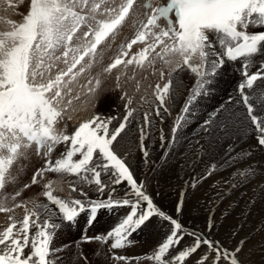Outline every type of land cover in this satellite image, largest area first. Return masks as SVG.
Instances as JSON below:
<instances>
[{
    "label": "snow or ice",
    "instance_id": "snow-or-ice-1",
    "mask_svg": "<svg viewBox=\"0 0 264 264\" xmlns=\"http://www.w3.org/2000/svg\"><path fill=\"white\" fill-rule=\"evenodd\" d=\"M134 15L142 18L136 21ZM129 21L133 23L134 38L120 45L118 55L102 69L103 73L110 74L123 67L126 74L132 67L134 78L136 69L150 68L155 72L157 61L169 67L168 82L155 87L159 102L155 116L168 111L166 104L174 72L186 68L196 77L195 87L173 126V142L176 133L188 123L194 101L211 91L218 69L226 61H240L242 80L238 85V102L246 110L242 124L246 132L254 133L258 145L264 147V115L254 107L258 105L264 112V90H256L258 82L264 86V62L257 65L256 71H249L255 58L264 56V30L249 31L264 28V0H167L156 6L153 0H30L29 11L22 21L9 20L10 29L0 31V190L6 187L14 163L35 145L37 152L46 149L44 154L49 159L44 168L34 173L30 184L15 192L13 201L24 189L38 184L47 172L77 177L81 185L89 186V190L94 186L100 197L106 192L107 196L90 199L88 192L80 188L82 199L66 200L54 194L49 181L42 193L47 203L32 201V207L28 208L21 202L9 207L8 198H0V213L24 209L22 218L8 215L9 223L0 231V264H55L50 256L59 249L51 245L63 223L74 224L86 214L87 223L92 224L99 212L120 208L130 210L105 235L84 239L105 243L111 239L112 249L124 248L133 233L159 216L169 222L170 233L146 259L156 264H187L189 258L206 246L208 251L195 264H220L222 256L230 264H239L236 258L239 247L230 252L203 234L185 233L177 219L160 211L143 190V183L138 184L128 164L117 154L118 138L136 112L126 93L121 97L127 98L122 119L96 115L80 123L71 135L57 131L56 125L64 111L80 99V94L73 95V85L102 63L103 46ZM135 45L141 47L133 52ZM60 64L65 67L54 72ZM164 74L160 69L161 78ZM116 79L119 88L120 77ZM100 85L101 80L95 77L81 87L87 89L86 94H94ZM246 90H251L252 95ZM218 111L200 125L209 137L206 145H200L202 149L211 151L214 143L233 135L230 126L233 122L227 117L215 119ZM113 120L117 121L116 125ZM143 121L150 122L147 112ZM143 138L141 129L142 141ZM58 145H64L66 151L53 161L50 155ZM144 156H148L146 149ZM236 160L230 151L221 166L234 167ZM215 170L216 165H211L208 174ZM237 175L247 179L252 170L237 169L233 176ZM121 184L131 188L134 201L127 191L124 198H116L115 186ZM71 191L76 192L77 187L72 185ZM181 207L182 201L177 211ZM189 236L192 243L178 247ZM114 259L126 261L128 258L115 256Z\"/></svg>",
    "mask_w": 264,
    "mask_h": 264
},
{
    "label": "bare ground",
    "instance_id": "bare-ground-1",
    "mask_svg": "<svg viewBox=\"0 0 264 264\" xmlns=\"http://www.w3.org/2000/svg\"><path fill=\"white\" fill-rule=\"evenodd\" d=\"M22 8L23 6L21 5L19 6V8H13L9 10L8 8H4L1 6L3 18L7 16L8 18L4 19L3 21L0 17V31H5L10 29V25L7 23V21L11 20L17 22L18 13L22 11ZM26 8L28 9V7H24L23 10H25ZM10 11H12V13ZM140 17H141L140 15H134L133 19L138 21L139 19H141ZM253 29L254 31L263 30V28L262 29L253 28ZM133 30H134L133 23L132 21H129L127 24L122 26L118 35L119 36L128 35L132 33ZM113 45L114 44H111L110 42L106 43L105 51L110 53ZM140 47L141 45H135L133 51H136ZM100 57H102V63H103L106 60V56L104 57V53L102 51L100 53ZM176 59H179V57H177ZM261 62H264V56H257L249 71H256L257 65H259ZM102 63L96 64L93 68L90 69V71L84 74L83 80L85 78L84 76H88V74L90 76V74H92L91 71L93 70L99 71L100 70L99 68L101 67L100 65ZM155 66H156L155 68H158L159 70L154 75V77L157 76V78L159 79V85L162 87L163 84L167 83L170 78L167 77L170 68L163 66L161 62H157ZM229 66L230 68H227ZM226 68H227L226 75L229 77H227L224 74V72L222 73V71H225ZM160 69H163L165 73L163 78H161L160 76ZM119 70L120 69L118 68L112 72H118ZM229 70L232 71L231 73L232 75H229ZM185 71H187L186 68L182 70H177L172 74L170 98L168 99L166 104L169 110L166 113L162 112L161 116H155L154 114L155 109L159 103L155 99V88H152L151 91H148L149 86H146L145 89L143 90L144 93H142V95L134 94L131 92V90L129 92L127 91V97L131 96L130 98L132 99L131 107L136 109L137 106L138 112H145V113L147 112L149 114L150 122L145 123L141 118L143 117V114L140 113L139 115L141 117H139L137 115V109H136V112L134 114L135 118L132 119L131 122L126 127L130 129V133L127 134L124 131L121 134V138H118L119 144H121L123 149H126L127 151V161L129 163L128 166L130 167V170L132 171L134 177L137 179L138 184L142 182L143 190L146 192V194H148L151 198L158 200L162 208L168 210L166 215L171 214L170 216L172 217L174 216V212L173 211L172 213L170 212V209L172 210L174 208L172 205L174 202V198H185V199L187 198L184 204V208L187 205L191 204V208H190L191 226L188 225V227L194 228L197 233L203 232L207 239L218 241L219 244L222 246V248L227 249L230 252H234L236 248L242 247V244L238 242L239 239L242 237L241 236L242 232L240 233V231H237V233H235L232 230L238 226L241 229L244 227L240 226L239 220L236 226L233 225L229 227L227 223L229 222L230 218H227L224 221L225 216L224 217L221 216V213L219 215L218 214L214 215L215 213L214 211L217 208V204L211 205V203L214 204V202L210 203V199L216 198L213 197V195L217 193L218 190H214L212 186L219 185L223 188L225 187V192L227 191L229 193L232 190L231 192L232 193L234 192L233 196L234 198H236L235 201L233 200L234 201L233 205L235 207L233 205L232 206L234 207L233 209L237 211L240 210V205L244 202L245 199L254 198L252 199L253 201H251L250 204L246 205L247 210L245 209L246 210L245 213H243L244 211L240 212L241 213L240 215H242L240 218V222L241 221L250 222L251 220L254 219L256 220V224H258L257 228H259L260 226L262 227L264 225V147L258 145L257 140L254 138V133L251 130L246 132L245 127L242 124L246 110L243 104L238 102L240 100L238 85L242 80L241 62H235V63L226 62L220 69H218V72L214 77V83L212 85L211 91H209L205 95L198 97L197 100L194 101L192 113L189 116L188 123L184 125V127H182L176 133L175 141L173 142L172 129L175 124L176 118L177 116L182 114V109L184 107V104L187 101L188 96L191 94L192 89L195 87V83H196V77L193 73L185 74L183 77H181L182 73ZM148 74L150 75V73ZM151 79L154 78H152L151 76ZM85 82L86 81H84V83L80 85L81 86L86 85L87 82L86 83ZM80 85H79V89L74 88L73 91V95L80 94V99L74 100L72 105H70L64 111L62 117L60 118V120L56 125L57 131H63L66 134L71 135L74 132V130L79 126L80 123L87 121L93 117L92 108L94 101L96 100L95 99L96 93L86 94L87 89L81 87ZM229 90L232 91V97L234 99H229V102H227L228 97L226 96L225 91H229ZM256 90L258 92L262 91L264 90V86H261L258 82ZM246 91L249 93V95H252L251 90H246ZM123 103L124 102H122V104ZM254 107H256L257 113L264 115V112L260 111L258 105L254 104ZM217 110L219 111L217 112V117H215V119L222 120L225 117H227L229 121L233 122L230 125L233 131V135L230 138H224L220 140L218 144L214 143L211 151L207 150L206 148L202 149L200 145H206L209 137L205 132L201 130L200 125H202L204 120H207L209 118V115L211 113ZM124 114H122V117ZM113 124L116 125L117 121L113 120ZM141 129L144 130L143 141L141 140ZM110 130H111V125H110ZM161 136H163V139H161ZM230 145L231 148H229ZM63 147L66 148L65 146ZM33 148H34V152L31 147L24 153V155L17 162L14 163L13 167L10 170V176L8 182L6 183V187L4 188L6 191L8 190L10 191V189H12L11 187H13L14 189V186L17 183L23 181L24 175L19 172V170L21 169H25L28 171L29 173L28 181H31L30 180L31 173L33 172L35 166L37 165V162L35 163V159L37 160V158L35 156L36 153H35L34 145ZM118 148L119 147L117 146L116 147V151H118L117 154L122 156V152H120ZM144 149H146L148 152L147 157L144 156ZM44 151H41L39 158L45 157ZM230 151L233 156L237 157L235 166L234 167H230L228 165L221 166V161L224 160L225 155ZM57 153H58V147H56L53 154L50 155L51 159L57 158L58 155ZM213 164L216 165V170L212 172L211 175H209L208 172L210 171L211 165ZM237 169H239L240 171L251 169L252 175H250L247 179H242L238 175L234 177L233 173L236 172ZM49 176L52 175L45 174L43 179H40L39 182L42 180L43 182L46 181V183L51 181L52 188L57 189L59 187L58 185L60 181L62 180L61 177H60L61 180L59 181L56 179L52 181V179H48ZM102 179L106 180L107 178L102 176ZM12 181L13 184H10L9 182ZM25 183H29V182H25ZM191 184L198 185L197 189L192 193L189 192L191 188ZM36 185H32V188L28 191H23V194L12 203L16 204V203L24 202L25 204H27L28 208H31L32 201L43 202V200L41 199L44 197L42 195L43 192L38 195L39 197L34 194L35 192L34 187L37 188ZM64 185L67 184L65 183ZM233 185H235V187H233ZM206 186H211V187L206 188ZM85 187H89V186L86 185ZM115 187L117 189L115 193L116 198L124 197L125 191L128 192V195L131 192V188L125 184L116 185ZM253 187H255L256 189L255 188L252 189ZM93 189H95V187ZM31 190H33V192H31ZM64 190L67 189L65 188L63 190H58V192L59 191L64 192ZM85 190L89 191L88 188H86ZM245 191L248 192V195L247 197L245 195L242 197L241 195H243ZM29 194L30 196H28ZM94 196L95 198H106L107 192L105 193L104 197H100L99 193L95 191ZM225 197L226 195L223 198ZM217 199L218 200L220 199L219 196ZM103 211L99 212L95 222L99 221L100 215L102 216V214H106L105 218H109V219L104 221L105 227L113 226L111 222L113 223L114 219L112 220V218L121 219L124 217V216L118 217L117 215L116 217H112L114 211L117 212L118 209H115L114 211L111 212H107L106 210ZM238 213L239 211L237 212V214ZM8 215H13L15 218H22L24 215V209L14 208V211L11 214L0 213V231H2L3 228L6 227L7 224L9 223L7 219ZM213 216H215L216 218L214 220L215 223L209 228L208 222ZM84 217L87 218V215L85 214ZM236 217H238V215ZM58 221L59 220H57V222ZM203 221H206L207 223L204 224L202 223ZM114 222L116 223V221ZM218 222L220 223L219 228L217 226ZM150 223H151V225H149L150 231L154 229V235L148 233L150 235V238L152 240L153 239L163 240L164 239L163 236L166 235L164 232H162L163 224L165 225L166 221L163 218L159 217L158 219L152 218ZM78 225H81V223H79ZM247 225L248 224H246V226ZM145 227H147V225ZM62 228H63L62 230L56 231L54 241L57 243V246L54 248L60 247L63 251H60L61 253L54 252L51 256L52 260L55 261L56 263L58 262L57 261L58 257L54 258V256L59 255L60 264L63 255L67 256L73 250V248L68 247L65 244V242H63V244H61L60 242H62L68 237L75 239L74 241L77 242L76 237L79 235V233H81L78 227L71 228L67 223H63ZM64 232L65 234H63ZM61 236H64L63 240L62 239L59 240ZM191 242H192L191 237L190 236L186 237L182 241V245L178 247L189 245ZM259 242L260 241L256 243ZM85 244L86 243L80 244L79 247L80 250L78 251L76 256L71 257L70 255H68L70 264L71 263L82 264L83 262L82 259L85 258V254H84L86 253L85 249L90 246L89 244L87 245ZM129 250H131V248ZM94 254H95L94 252L91 253L92 256ZM65 264H67V262Z\"/></svg>",
    "mask_w": 264,
    "mask_h": 264
},
{
    "label": "rangeland",
    "instance_id": "rangeland-1",
    "mask_svg": "<svg viewBox=\"0 0 264 264\" xmlns=\"http://www.w3.org/2000/svg\"><path fill=\"white\" fill-rule=\"evenodd\" d=\"M21 5L23 6V8L24 7H28V9L26 8L25 10H23V8H22V11L18 13L17 22L22 21L23 15H26L27 14V11H29L30 0H0V17H1V19L4 21V19L8 18V16L5 17L6 15L4 16L5 18H3V15H2L3 13H2L1 6L4 7V8H8L9 10H11L13 8H19V6H21ZM10 12L12 13V11H10ZM250 30L251 31H254L253 28L250 29ZM263 30H264V28H263ZM157 62H159V61H157ZM60 68H64V65L63 64H60L59 67H58V69H54V72L57 71V70H59ZM227 68H230V66L227 67ZM227 68L225 69V71H222V73L224 72L225 75H226ZM158 70H159L158 68H155V72H154L153 69H151V71H150V68L149 69H145V70L136 69L135 70L134 78H132L133 77L132 76L133 75V68L132 67H129L126 70V74L124 72L125 71L124 68H123V71H122V68H121L118 71L119 73L118 72H112L111 74H106V73H100V74L98 73L97 74V72H99L100 70L99 71H97V70L94 71L93 70V71H91L92 74H90V76H89V74H88V76H84L85 77L84 80H83V76H81L79 78L78 82L73 85V89L74 88H78L79 89V85L80 84H83L84 81L87 82V80H89L90 77L91 78L99 77V79L101 80L102 86L100 85V88L98 89V91L95 92L96 93V96H95V99L96 100L94 101L93 108H92V110H93V116L100 115L102 117H119V118L122 119V114L126 113V109H125L124 105H125V103H127L126 102L127 101L126 98L125 99H122L121 98L122 96H124L123 94H125V93L127 94V91L129 92L131 90V92L134 93V94L142 95V93H144L143 90L145 89L146 86H149V90L148 91H151L152 88H155L156 85L159 84V79L157 78V76H155L156 77V80H155V77H154V75L157 73ZM147 71H148V73H150V75L147 73ZM190 73H191L190 70H187V71H185V72L182 73L181 77H183L185 74H190ZM231 73H232V71L229 70V75H232ZM138 74H139L140 77L138 76ZM116 76H119L120 77L119 83L123 84V85L120 84L121 86L119 88L117 87V79H116ZM151 76L154 79H151ZM167 77H169V76H167ZM227 77H229V76H227ZM137 78H138V80H137ZM141 81H142V83H141ZM150 83H151V85H150ZM137 84L139 85L138 88H137ZM151 86H153V87H151ZM122 89H123V91H122ZM225 94L228 97L227 98V102H229V99H234L232 97V91H230V90L229 91H225ZM121 101L124 102V103L122 104ZM231 103H233V102H231ZM136 109H137V115L139 117H141L139 115L140 113H142L144 115L145 112H138L137 106H136ZM167 109L169 110L168 107H167ZM122 111H124V112H122ZM119 112H120V114H119ZM141 118L143 119V117H141ZM127 129L128 128L125 129V132L127 134H129L130 133V129H128V130ZM127 138H128V135H127ZM117 146L119 147L118 148L119 151L122 152V156L123 157L121 156V158L124 159V160L126 159L125 162L127 164H129L128 161H127V151H126V149H123V147H122L121 144H119ZM65 151H66V148H65ZM117 153H118V151H117ZM19 172L24 175L23 181H21L20 183H17L14 186V189H13V187H11L12 189H10V191L9 190L6 191L7 193L4 196V197H7L8 198L7 199L8 203L10 202L9 204L7 203V205L9 207L13 204L12 203L13 200L11 199V197L15 194V192L16 191H20V188L23 189L22 186H23V184H25V182H29L30 183V181H28L29 180V173H28V171L25 170V169H21V170H19ZM49 175H52V176H49V178H48V179H52V181L55 180V179L58 180V181L62 179L60 181L59 185H58L60 188L59 187H58L59 189L58 188L57 189L54 188L55 190L54 189L53 190H54V194L55 195H59L63 199H66V200L79 199V198L82 199V197L80 196V188H84V190L86 188L89 189V187H85L86 185H81L80 180L77 177H74V176H71V175H65V174H56L54 172H49ZM60 177H61V179H60ZM9 183L10 184H13V181L12 182H9ZM39 183L36 185L37 188L34 187L35 188L34 194L36 196H38L40 193H42L45 190L43 186H44V184H46V181L43 182V180H42ZM65 183L67 185H64ZM63 185H64V187H63ZM72 185H75L77 187V191L76 192H72L71 191V186ZM252 186H254V185H252ZM197 187H198V185L191 184V188H190L189 192L190 193L194 192L197 189ZM207 187L210 188L211 186H206V188ZM31 188H32V186L29 189H24L23 191H28ZM65 188L67 190H64V192L62 191L63 193L61 191L58 192V190H63ZM93 188H94V186L91 187V190L87 191L88 192V197L90 199H98V198H95V196H94L95 189H93ZM212 188L214 190H218V192H217L218 194L215 193L213 195V197H216V198L210 199V203L211 202H214V204L211 203V205L217 204V208L218 209L216 208L215 211L213 210L215 212L214 215H217V214L219 215L221 213V216H223V217L225 216L224 217V221H225V219L230 218L229 222L227 223V225L229 227L230 226H233V225L236 226V224H238V220H239L240 226L241 227H244V228L241 229L238 226L240 229L238 227H236L237 229L235 228L236 230L235 229H233V230L231 229L235 233H237V231H240V233L242 232V234H241L242 237L238 241L239 243L243 242V243H241L242 244V247L240 248V251L236 255V258L238 259L239 264H264V255H263L264 254V244H263V242H264V227L263 226L264 225L262 227L260 226L261 228L260 227L257 228V225L258 224H256V220H254V219L251 220L250 222H247V221H244V222L241 221L240 222V218L242 216V215H240L241 214L240 212H243L244 211L243 213H245V211L247 210L246 209V205L247 204H250V202L253 201L252 199H254V198H251V199L247 198V199H245L244 202H243L244 204L242 203L240 205V210H238L239 213L237 214L238 211L233 209L235 207L233 204H234V201L236 200V198H234V196H233V193L234 192L232 193L231 192L232 190L230 191L231 194L229 192H227V191L225 192V187L223 188V187H221L219 185H214V186H212ZM254 188L255 187H253L252 189H254ZM23 191H22L21 195L23 194ZM31 192H33V190H31ZM245 192H244L243 195H241L242 197L244 195L247 197L248 192H246V193ZM72 195H73V197H72ZM225 195H226V197L223 198ZM234 195H236V194H234ZM28 196H30V194ZM91 196H93V197H91ZM218 196L220 198L219 199L220 202L217 199ZM129 197H131V198L134 197V195L132 194V192H130ZM17 198L15 200H17ZM121 198H124V197H121ZM121 198H117V199H121ZM41 199L43 200V202L42 201H40V202L47 203L46 202L47 200H46L45 197H43ZM132 199H133V201L135 200V198H132ZM186 199L185 198H174V202L172 204L174 208L172 210L170 209V212L171 213H172V211L174 212L173 218L177 219L182 224L183 231L185 233L196 232L194 228H192V227L189 228L188 227V225L191 226L190 225L191 224V212H190L191 204L187 205L184 208V204L186 202ZM152 200H153L154 205L159 207V208L158 207L157 208L160 211H163L165 214H167L168 210L163 209L158 200H156L154 198H152ZM181 201L183 202L182 203V207L180 208L179 211H177L178 205L181 204ZM144 207H146V204L144 205ZM242 207H244V208H242ZM129 210L130 209H128V208H120V209H118L117 212H114V214H113L112 217H116V215L118 217L119 216H122L123 217V216H125L127 214V212ZM106 211L107 212H111V211H114V210H106ZM170 215H168V216H170ZM234 215H235V217H234ZM237 215H238V217H236ZM105 216H106V214H102V216L100 215L99 223L98 224H95L94 228L92 227L93 229L91 228L92 232H91V230L89 232H85V230H86V228H85L86 227V224H84L85 225V227H84L85 230L83 229L84 232L83 231H80L81 233H79L78 236H77V233H76V236H77L76 237V240H77V242H75L74 241L75 239H72L71 237H68L65 240H63L64 239V236H61L60 237L59 240H61V239L63 240L62 242H60L61 244H63V242H65V244L68 247L73 248L72 252L69 253L68 255H70L71 257L72 256H76L77 253H78V251L80 250L79 249L80 244L86 243L85 245L89 244L90 246L85 249V252H86V253H84L85 254V258L82 259V261H83V262L81 261L82 264H156V261H154V260H148V259H146V257L151 256L154 253V251L157 249L158 245L161 244L165 240V238L168 235V233H170V224H169L168 221H166L165 225L163 224V231L162 232H164L166 234L165 236L162 235L164 237L163 240H155V239L152 240L150 238V235L149 234H153L154 235V229L150 231V226L149 225H151V223L149 222L147 224V227L144 226L141 229H139L141 232L136 231L137 233L135 232V233H133L129 237L130 243L127 244V246L124 247V248L112 249L111 248V243H112L111 239L106 244L104 242H102V241H97V240H91V241H87V242L84 241L83 240L84 237H82V236H85L87 234H91V235H95L96 236L97 234H101V233L103 235V232L106 234L105 231L108 232L111 229L112 226L111 227H107V226L105 227V225H104V221L107 220V219H109V218H105ZM153 218L158 219L159 216L158 217L157 216H154ZM215 219H216L215 216H213L209 220L208 226L209 225L212 226L215 223V221H214ZM112 220H113V223L111 222V224H113V227H114V225H116L118 223V221L120 220V218L119 219L118 218H112ZM114 221H116V223ZM235 221H236V223H235ZM57 223H60V222L58 221ZM78 223H80V221H78ZM202 223L206 224L207 222L206 221H203ZM246 224H248V225L246 226ZM73 225H76V224H73ZM217 226L219 228V226H220V223L219 222H218V225ZM62 227H63V224H62V226L57 231L62 230L63 229ZM81 227H82V224H81ZM245 227H246V229H245ZM254 227H255V229H254ZM63 234H65V232ZM197 234H203L205 236V234L203 232H200V233H197ZM132 239H133L134 242L132 241ZM191 241H192V237H191ZM212 241L215 242V240H212ZM258 241H260V242L259 243H256ZM88 242H90V243H88ZM238 242H236V243H238ZM76 243H78V244H76ZM134 244H135V246H134ZM52 245H51V247L53 249H59V251H58L59 253H61L60 251H63L60 247L59 248H54V247L57 246V243L54 240L52 242ZM130 248H131V250H129ZM206 251H208V249L206 248V246H202L201 249L194 256H192L191 258L188 259L187 264H195V261L201 255H203L204 252H206ZM92 252L95 253L93 256L91 255ZM172 254L175 255V253H172ZM68 255L67 256L63 255L62 260H61V264H65L66 262H67V264H70ZM114 255H116V256H124V257H127L128 259L126 261H118V260L114 259V257H115ZM212 255L214 256V254H212ZM51 256H50V259L52 260ZM57 257H58V260L57 259L56 260L58 262H56L55 264H60L59 263V257L60 256L59 255L54 256V258H57ZM166 258H168V257H166ZM71 264H73V263H71ZM220 264H230V260L229 259H225L222 256L221 261H220Z\"/></svg>",
    "mask_w": 264,
    "mask_h": 264
}]
</instances>
